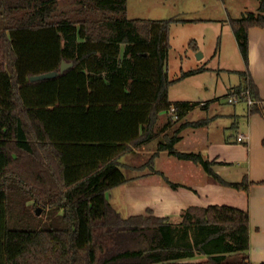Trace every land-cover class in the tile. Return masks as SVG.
Segmentation results:
<instances>
[{"label":"trees","instance_id":"trees-1","mask_svg":"<svg viewBox=\"0 0 264 264\" xmlns=\"http://www.w3.org/2000/svg\"><path fill=\"white\" fill-rule=\"evenodd\" d=\"M256 1V11L228 19L245 65L248 29L264 25V0ZM126 11L127 0H0V264H251L246 210L189 206L174 224L150 208L122 216L107 198L129 182L117 158L159 136L157 152L223 185H250L246 176L225 181L200 152L174 148L184 124L168 129L196 104L169 100V86L206 69L169 79L170 25L185 20ZM62 61L71 66L60 72ZM246 71L229 92L258 99Z\"/></svg>","mask_w":264,"mask_h":264},{"label":"crops","instance_id":"crops-1","mask_svg":"<svg viewBox=\"0 0 264 264\" xmlns=\"http://www.w3.org/2000/svg\"><path fill=\"white\" fill-rule=\"evenodd\" d=\"M205 1L219 0H127L126 12L129 18L165 19L170 16L171 3L177 2L180 3L181 11H187V17H182L186 20L182 23H197L205 21L204 17L195 15ZM229 18L231 17L224 20L231 29ZM231 34L233 43L239 50L232 29ZM227 41H230V37H227ZM220 46H226L222 45V40ZM247 56L245 65L240 53L243 68L230 69V72L238 74V71L247 70L246 79L252 82L256 95L262 102L249 109L243 100L240 101L243 104L239 109L238 103H234L232 109L220 111L223 102L221 97H215L211 100L213 102L203 100L199 105L206 111L209 110L205 119H188L189 111L168 130L171 133L183 123L177 131L180 138L174 148L183 152H204L205 155L202 156L214 162L212 169L225 181L239 182L246 176L250 182L248 190L223 185L208 176L200 165L190 160L178 159L164 150L156 152L155 161H149L151 163L148 164V169H155V175L160 176V179L137 177L122 186L126 216L144 214L146 208H150L154 215L170 217L171 222L178 224L180 213L189 206L225 204L246 210L249 213V261L251 264H260L264 262V183L261 182L264 179V25L249 27ZM241 81L239 77L238 83L226 88L225 94L244 83ZM222 118L224 120L219 122ZM195 121L201 123L191 125ZM239 135L244 136L242 141H237ZM199 142L202 145L197 147ZM177 144H182L183 149H177ZM142 166L140 164V168H137L141 169ZM163 176L179 186L171 188L165 183ZM110 191L111 189L106 193L109 200L112 196Z\"/></svg>","mask_w":264,"mask_h":264},{"label":"rangeland","instance_id":"rangeland-1","mask_svg":"<svg viewBox=\"0 0 264 264\" xmlns=\"http://www.w3.org/2000/svg\"><path fill=\"white\" fill-rule=\"evenodd\" d=\"M171 6L172 8H169V11H171L170 16H168L169 18L178 17L176 19H183L182 17H187V11H181L180 3L174 2L171 3ZM257 6L258 2L256 0L205 1V4L195 12L197 17L205 18L204 22L182 23L183 21H178L170 25V48L166 58L169 79H177L180 76L181 70L186 71L201 66L207 67L206 70L204 69L193 75L177 79L169 86V100L189 101L196 104L190 110L187 116L188 119H205L209 110L206 111L199 103L203 100L211 101L215 97H221L223 99L220 111L232 109V104L235 105L237 103V108H241L243 103L240 101L243 100H240V103H229L226 97L230 92L225 94L226 88L235 85L239 80L238 74L236 72H230V69L240 70L243 68L242 58L240 57L239 50L233 43L231 29L225 24L227 23L225 20L228 17H240L245 11H256ZM218 37L219 39H217ZM227 37H230V41L232 40V42L227 41ZM192 39L197 43V51L188 48V41ZM221 40L222 45L226 46H220ZM198 52L201 54V57L197 56ZM163 117L165 119L166 115L163 114ZM223 120L222 118L219 122ZM201 140L202 142L204 141L202 137ZM159 141H162L161 136L150 140L142 147L121 154L117 158L118 163H120L119 168L129 179V183L136 180L137 177H145L147 179L151 177V179L161 178L155 175V169L153 171L148 169V164L151 163L149 161L154 160L156 157L155 153L158 150L157 146ZM202 142H199L197 147H200ZM176 148L182 150V144H177ZM204 150L205 148H203ZM161 153L163 154V152H159V154ZM201 154L203 156L205 155L204 152H201ZM140 164L143 166L141 169H138L140 168L138 167ZM141 179L143 178H138V180ZM110 193L112 195L110 198L112 206L122 216H126L127 207L124 200L123 186L119 185L112 188ZM28 201L26 206L33 212L34 209L31 207L32 200ZM45 213L41 211L37 216H45Z\"/></svg>","mask_w":264,"mask_h":264},{"label":"built area","instance_id":"built-area-1","mask_svg":"<svg viewBox=\"0 0 264 264\" xmlns=\"http://www.w3.org/2000/svg\"><path fill=\"white\" fill-rule=\"evenodd\" d=\"M226 98L229 103H235L240 100H244L245 103H247L249 109L253 108V106L256 103L262 102V100L254 98L248 89L229 93ZM243 139H244V136L242 135L237 136V141H242Z\"/></svg>","mask_w":264,"mask_h":264},{"label":"water","instance_id":"water-1","mask_svg":"<svg viewBox=\"0 0 264 264\" xmlns=\"http://www.w3.org/2000/svg\"><path fill=\"white\" fill-rule=\"evenodd\" d=\"M197 56L201 57V54L198 52ZM70 66H71V63H66V62L62 61L60 64V72L64 71L65 69H67ZM56 74H57V72L53 70V71H49V72L31 75L29 77V79L31 81H35V80H40V79H44V78H51V77H54ZM39 213H40V209L36 208L35 214L39 215Z\"/></svg>","mask_w":264,"mask_h":264}]
</instances>
